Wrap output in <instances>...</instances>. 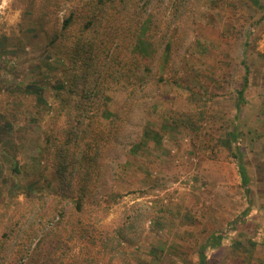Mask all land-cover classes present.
<instances>
[{
    "label": "rangeland",
    "instance_id": "obj_1",
    "mask_svg": "<svg viewBox=\"0 0 264 264\" xmlns=\"http://www.w3.org/2000/svg\"><path fill=\"white\" fill-rule=\"evenodd\" d=\"M263 124L264 0H0V264H264Z\"/></svg>",
    "mask_w": 264,
    "mask_h": 264
},
{
    "label": "trees",
    "instance_id": "obj_2",
    "mask_svg": "<svg viewBox=\"0 0 264 264\" xmlns=\"http://www.w3.org/2000/svg\"><path fill=\"white\" fill-rule=\"evenodd\" d=\"M77 20V17H75V14L72 13L70 14L69 17H67L64 21V24H63V30H68L70 29V27L74 24V22ZM95 22L94 20H92V23ZM90 26H86V28H89ZM92 148V146H90ZM84 160L85 162L89 163L90 162V165H91V168H99V164L97 163V155L95 156V153H94V156H89V152H87L85 155H84ZM89 158H91L92 160H88ZM95 160V161H94ZM239 164H240V171L242 173V177H243V180L245 183H248V177H247V173H246V170L244 168V166L242 165V162L241 160H239ZM69 166H71V164H60V166L58 167V171L61 173H65L67 168H69ZM16 169H17V166H16ZM80 172H81V169H80ZM73 176V175H72ZM71 175L68 176L65 178L66 179V182L68 184V187L66 189V194H68L69 196H71L70 192L72 191V187L74 185V183L77 181L76 180V177L73 176L72 177ZM61 179L63 180V177H61ZM79 182L81 183L80 184V187H81V190L77 192V194L75 196H73V201H75L76 203V207L78 212L80 213H83L85 208H86V204L88 202V200L90 199V194H91V187L95 186L96 183H97V178H94V175H86L84 176H80L79 177ZM62 215V214H61ZM5 217H2L1 219H3ZM62 224H63V219H59L55 222H51L50 223V226L48 227V231L52 232V233H55V232H59L60 231V228L62 227ZM72 229H75L77 233V238L79 240H82L84 241L83 243H85L86 241L88 243L91 244V242L95 241L94 238H92V236L94 235L93 234V231H94V226L89 223V222H86V221H78V225L77 227H72ZM49 234V233H47ZM51 234V233H50ZM4 236H8L7 234H4ZM41 240H39L38 244L34 247V251L31 252V248H30V242L29 244H22V245H28L27 246V249L25 250V261H24V264H37L39 262H42V261H45L46 264H50L54 259H51L50 257L48 258H39L38 257V254H39V251H41V249L44 247L45 243H40ZM66 242H70L71 240L66 238L65 240ZM48 255L51 256V254L48 252L46 253ZM66 256L68 257L69 254L67 252ZM59 257V256H58ZM71 257V256H69ZM89 263L91 264H97L98 263V260H88ZM200 262L201 264H207V254H206V251H205V247H202V249L200 250Z\"/></svg>",
    "mask_w": 264,
    "mask_h": 264
},
{
    "label": "crops",
    "instance_id": "obj_3",
    "mask_svg": "<svg viewBox=\"0 0 264 264\" xmlns=\"http://www.w3.org/2000/svg\"><path fill=\"white\" fill-rule=\"evenodd\" d=\"M263 127H264V124H263ZM264 129V128H263ZM263 132H264V130H263ZM264 134V133H263ZM262 143H264V135H263V138H262ZM264 145L262 144V147H263Z\"/></svg>",
    "mask_w": 264,
    "mask_h": 264
}]
</instances>
